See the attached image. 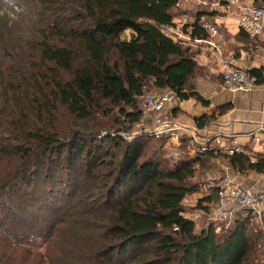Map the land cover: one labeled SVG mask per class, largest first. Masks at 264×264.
<instances>
[{
	"label": "trees",
	"instance_id": "16d2710c",
	"mask_svg": "<svg viewBox=\"0 0 264 264\" xmlns=\"http://www.w3.org/2000/svg\"><path fill=\"white\" fill-rule=\"evenodd\" d=\"M25 1L37 12L19 20L29 26L20 31L38 42V63L34 76L21 75L33 82L29 92L0 93V264H264L252 214L220 232L197 231L185 217V200L204 185L199 166L221 157L235 173L264 174V157L173 163L164 140L121 134L139 130V103L152 91L209 105L194 84L203 75L194 52L161 31L189 15L192 37L206 38L205 14H189L185 0ZM126 31L132 40L122 39ZM263 72L250 71L257 85ZM216 200L214 191L197 209L207 216Z\"/></svg>",
	"mask_w": 264,
	"mask_h": 264
},
{
	"label": "built area",
	"instance_id": "2783aa9c",
	"mask_svg": "<svg viewBox=\"0 0 264 264\" xmlns=\"http://www.w3.org/2000/svg\"><path fill=\"white\" fill-rule=\"evenodd\" d=\"M227 1L240 6L237 0ZM182 3L183 1H180L178 6H181ZM212 4L214 3L211 0L198 2L199 6ZM241 10L240 29L252 37L264 34V2L257 8L244 7ZM192 21L193 19L189 15H184L179 20L173 21V26H164L161 31L175 43L194 49L196 54L206 55L211 52L215 63L221 66L222 87L225 91L229 93L253 91L256 88V82L250 75L249 67L237 65L233 55L223 58V43L215 40L220 37L218 27L203 15L200 17V26L208 36L193 38L190 33ZM176 103L177 97L173 92L147 94L139 103L142 111L139 130L133 133L123 132L121 133L122 137L129 142L141 135L164 140V157L173 163H178L184 157L201 158L209 153L214 155L222 153L230 156L236 153L248 155L238 145L231 144L228 135L217 133L211 137L208 134L207 126L200 129L176 122L169 113V109ZM250 135L260 143L264 135V128L261 127ZM252 162L257 161L252 160ZM214 191L217 193V200L207 215V227L215 225L217 232H220L223 230L221 227H231L238 217L252 214L264 232V189L243 188L234 177L231 167H227L223 174L212 176L204 182L197 195V203L212 196ZM187 201L189 198L185 200V204Z\"/></svg>",
	"mask_w": 264,
	"mask_h": 264
},
{
	"label": "crops",
	"instance_id": "0c3cea01",
	"mask_svg": "<svg viewBox=\"0 0 264 264\" xmlns=\"http://www.w3.org/2000/svg\"><path fill=\"white\" fill-rule=\"evenodd\" d=\"M199 1L201 0L186 2L183 7L185 6L188 9L189 14L193 11L204 13L209 21L218 27L220 37L215 40L223 43V58L233 55L237 65H247L250 71L261 69L264 71V34L252 37L240 29L239 26L242 14L241 8H257L261 6L264 0H237L240 6L231 4L227 0H211L214 4L199 6ZM187 9L184 8V10ZM180 18L181 16H177L174 21ZM190 31L192 34V26ZM132 34L134 33L132 32ZM191 50L195 54L198 65L203 69V75L197 78L194 84L209 105L203 106L200 102L191 99L187 102H177L169 109V113L176 122L187 127L194 126L202 129L207 126L208 134L211 137L217 133L230 136L231 144L238 145L248 153L246 156L250 157L251 160L258 161L261 157H264V135L259 143L250 134L261 127L264 128V83L262 85L256 84V88L251 92L229 93L223 90L221 86V66L215 63L211 52L206 55L197 53L199 57H196L198 55L195 50ZM253 79L256 81L255 78ZM226 105L231 106L226 114L217 116L215 120L206 123L203 127L195 122V118H201L204 115H217L218 109ZM203 157L205 158L206 155ZM227 167L230 166L224 158H212L205 169L198 167V180L204 175L212 177L223 174ZM233 175L245 189H264V174H257L256 172L238 174L233 172ZM196 199H198L197 195L189 198L192 201H196ZM185 217L196 223V220L191 218L190 215L187 214Z\"/></svg>",
	"mask_w": 264,
	"mask_h": 264
},
{
	"label": "rangeland",
	"instance_id": "374dc122",
	"mask_svg": "<svg viewBox=\"0 0 264 264\" xmlns=\"http://www.w3.org/2000/svg\"><path fill=\"white\" fill-rule=\"evenodd\" d=\"M25 0H0V93H4V90L9 85H15V88H21L26 93L30 91V85L33 84L32 81H25L23 79L29 78L35 75L34 69L37 67L38 63V52L37 43H28L26 38H23V32L20 30L29 29L26 22H21V18H24L25 14L37 12L36 2L34 3V8L28 4ZM34 10V11H33ZM35 12V13H36ZM17 20V21H15ZM11 23V24H10ZM134 38L132 32L126 31L122 34V39L124 41H130ZM28 75L26 78L21 77V75ZM20 76L21 79L11 83L14 76ZM22 81V82H21ZM17 85V86H16ZM20 85V86H19ZM216 85V84H215ZM222 86V83H221ZM220 86V87H221ZM223 88V87H222ZM224 90V89H223ZM156 91H152L149 94H155ZM158 93V92H157ZM170 117L172 115L170 114ZM173 118V117H172ZM209 176L204 175L201 177L202 182H206ZM190 198V197H189ZM51 198H49L50 200ZM187 213L185 216L190 215L191 218L196 220L197 231L207 228L208 219L205 215L204 210H198L199 205L197 201L189 200L186 202ZM43 206L42 203L36 202L35 207ZM205 207V206H204ZM70 214L65 215L64 213L60 218H69ZM44 215V214H42ZM29 216V214H27ZM26 216V217H27ZM60 216V215H58ZM223 229V227H221ZM254 233H260L261 230L259 226H253ZM256 231V232H255ZM66 241L62 240L61 243ZM264 244V241H263ZM43 246V241H39L38 248ZM63 247H70V245L65 244Z\"/></svg>",
	"mask_w": 264,
	"mask_h": 264
}]
</instances>
